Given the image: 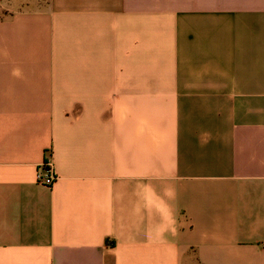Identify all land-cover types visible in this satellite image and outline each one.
<instances>
[{"label":"crops","instance_id":"obj_1","mask_svg":"<svg viewBox=\"0 0 264 264\" xmlns=\"http://www.w3.org/2000/svg\"><path fill=\"white\" fill-rule=\"evenodd\" d=\"M0 264H264V0H0Z\"/></svg>","mask_w":264,"mask_h":264},{"label":"built area","instance_id":"obj_2","mask_svg":"<svg viewBox=\"0 0 264 264\" xmlns=\"http://www.w3.org/2000/svg\"><path fill=\"white\" fill-rule=\"evenodd\" d=\"M56 179L50 159H46L36 170L35 180L38 184L50 187Z\"/></svg>","mask_w":264,"mask_h":264}]
</instances>
